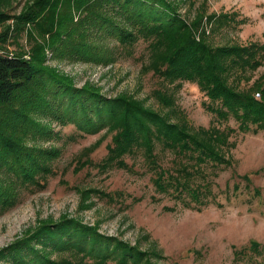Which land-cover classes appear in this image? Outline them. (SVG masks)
<instances>
[{"label": "trees", "instance_id": "16d2710c", "mask_svg": "<svg viewBox=\"0 0 264 264\" xmlns=\"http://www.w3.org/2000/svg\"><path fill=\"white\" fill-rule=\"evenodd\" d=\"M1 2L0 23L13 18L16 33L28 24L31 43L29 49L7 51L6 38L0 36V215L16 205L23 192L43 189L54 172L49 161L55 150L33 143L51 133L41 116L75 123L86 133L116 128L106 164L139 153L153 175L155 193L174 201L175 206L165 209L199 211L211 203L219 205L215 178L231 166L220 147L228 145L232 132L220 124L233 118L244 133L264 130V75L240 87L242 80L250 79L248 72L262 65L264 45L212 47L197 35L200 21L188 23L167 0H29L13 17L3 11ZM102 4L116 8L124 21L120 24L105 15L99 9ZM73 10L84 14L79 22L69 23ZM234 20L226 14L209 17L214 28ZM88 28L118 39L124 47L148 40L151 53L161 54L158 72L170 81L196 83L208 99L206 109L219 124L192 131L186 123L173 122L133 100L106 98L89 87H75L45 64L47 48L54 55L69 50L102 57L104 47L87 40ZM159 153L171 156L170 167L161 165ZM121 160L115 162L123 168ZM259 247L257 241L250 242L249 248ZM234 254L237 264L243 250ZM110 259L117 264H151L136 245L72 218L45 221L0 249V261L10 264H104Z\"/></svg>", "mask_w": 264, "mask_h": 264}, {"label": "rangeland", "instance_id": "374dc122", "mask_svg": "<svg viewBox=\"0 0 264 264\" xmlns=\"http://www.w3.org/2000/svg\"><path fill=\"white\" fill-rule=\"evenodd\" d=\"M27 1L2 0V9L13 17ZM167 1L188 23L200 21L197 35L212 47L264 45V0ZM99 9L117 23L124 21L109 4ZM83 14V10H73L69 23L79 22ZM213 14L235 20L214 28L209 21ZM14 21L9 18L0 23V36L6 38L3 45L7 51L29 49L30 27L27 24L23 32L16 33ZM86 33L87 40L104 47L99 52L102 57L69 50L54 55L47 48L45 64L67 76L75 87H89L106 98L133 100L173 122L186 123L192 131L219 124L206 109L208 99L196 83L170 81L158 72L161 54L151 53L148 40L138 39L124 47L118 39L99 35L95 29L88 28ZM248 75L250 79L242 80L240 87L264 75V61ZM40 119L51 133L33 143L55 150L49 161L54 172L43 189L23 192L16 205L0 215V249L45 221L72 218L136 245L151 264H235L234 250L241 249L237 264H264V130L244 133L233 118L221 123L232 132L228 145L220 147L231 166L218 171L215 178L213 190L219 205L211 203L199 211L176 206L171 211L165 207L175 206L174 201L155 193L153 175L139 153L120 156L126 165L123 168L115 162L120 157L106 164L116 128L86 133L75 123ZM159 158L163 167L171 166L169 154L159 153ZM153 196L157 200L152 201ZM251 241H257L260 250L249 248ZM104 264L117 263L110 259Z\"/></svg>", "mask_w": 264, "mask_h": 264}]
</instances>
